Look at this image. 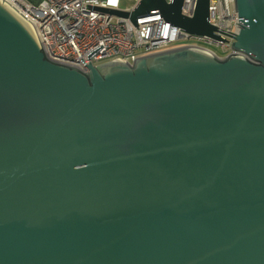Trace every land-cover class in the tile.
Returning <instances> with one entry per match:
<instances>
[{
  "label": "water",
  "instance_id": "obj_1",
  "mask_svg": "<svg viewBox=\"0 0 264 264\" xmlns=\"http://www.w3.org/2000/svg\"><path fill=\"white\" fill-rule=\"evenodd\" d=\"M207 1L185 18L182 0H141L131 17L223 41ZM235 10L239 55L81 72L0 0V264H264V0Z\"/></svg>",
  "mask_w": 264,
  "mask_h": 264
},
{
  "label": "built area",
  "instance_id": "obj_2",
  "mask_svg": "<svg viewBox=\"0 0 264 264\" xmlns=\"http://www.w3.org/2000/svg\"><path fill=\"white\" fill-rule=\"evenodd\" d=\"M27 21L40 43L45 58L55 64L86 72V66L120 60L132 66L142 57L165 51L196 47L218 59L239 55L231 47L238 33L235 0H208L209 25L223 41L193 36L163 19L158 12L137 16L131 13L141 0L121 9V0H2ZM173 0H165L171 3ZM197 0H182L180 15L192 18ZM121 14H108L101 10ZM232 33V34H230ZM234 34V35H233ZM220 51L215 53L210 48Z\"/></svg>",
  "mask_w": 264,
  "mask_h": 264
},
{
  "label": "rangeland",
  "instance_id": "obj_3",
  "mask_svg": "<svg viewBox=\"0 0 264 264\" xmlns=\"http://www.w3.org/2000/svg\"><path fill=\"white\" fill-rule=\"evenodd\" d=\"M132 5H133L132 0H121L120 4H119V8L126 9V8H130ZM210 49H212L217 54L220 53V51L218 49H215V48H212V47Z\"/></svg>",
  "mask_w": 264,
  "mask_h": 264
},
{
  "label": "bare ground",
  "instance_id": "obj_4",
  "mask_svg": "<svg viewBox=\"0 0 264 264\" xmlns=\"http://www.w3.org/2000/svg\"><path fill=\"white\" fill-rule=\"evenodd\" d=\"M8 3H9V2H8ZM8 3H7V5L10 7V5H9L10 3H9V4H8Z\"/></svg>",
  "mask_w": 264,
  "mask_h": 264
}]
</instances>
